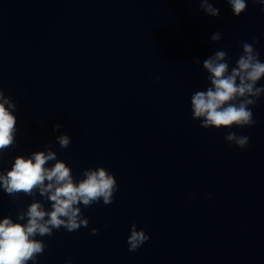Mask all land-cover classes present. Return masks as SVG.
<instances>
[{"label": "clouds", "instance_id": "clouds-1", "mask_svg": "<svg viewBox=\"0 0 264 264\" xmlns=\"http://www.w3.org/2000/svg\"><path fill=\"white\" fill-rule=\"evenodd\" d=\"M200 10L210 17H218L220 9L214 0H198ZM234 16L239 17L247 10V0H226ZM253 4L261 5L264 11V0H251ZM211 41L222 39L219 31L213 32ZM242 54L230 69L231 57L224 50H216L202 62L203 69L208 73L209 84L198 87L191 95V110L193 120L200 121L204 129H232L253 126L252 108L264 94V86H257L264 79V62L259 59L260 53L254 45L258 43L240 42ZM195 64H200L199 58H194ZM17 105L6 96L0 88V154L16 143L17 117L14 112ZM62 125L56 124L53 131H59ZM229 145L245 149L249 137L237 135L229 131L224 137ZM61 148H67L71 138L64 133L56 137ZM46 151H35L29 156L18 155L7 171H0V188L9 196L16 198L20 194L35 196L38 192L51 203L50 210L44 204L33 199L26 210L17 213L18 221L11 216L0 219V264H36L38 256L46 248L37 236H52L53 230L63 227L68 232L88 227L89 220L83 215L84 208L91 207L101 200L105 205L113 202L114 193L118 190L117 181L104 167L88 168L82 173L79 181L74 180L72 169L57 158V153L51 150V144L46 145ZM54 161L52 166L48 162ZM210 195V194H209ZM95 235L98 229L92 228ZM149 240L144 229H137L135 224L130 227L127 237L128 250L134 252ZM65 264H72L68 259Z\"/></svg>", "mask_w": 264, "mask_h": 264}]
</instances>
